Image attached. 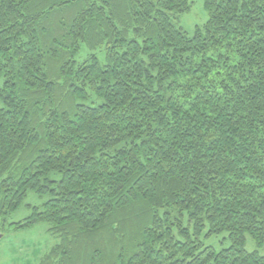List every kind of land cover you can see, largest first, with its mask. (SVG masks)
<instances>
[{
	"label": "trees",
	"instance_id": "1",
	"mask_svg": "<svg viewBox=\"0 0 264 264\" xmlns=\"http://www.w3.org/2000/svg\"><path fill=\"white\" fill-rule=\"evenodd\" d=\"M203 1L190 35L191 0H0V216L45 198L40 264H264V0Z\"/></svg>",
	"mask_w": 264,
	"mask_h": 264
},
{
	"label": "rangeland",
	"instance_id": "2",
	"mask_svg": "<svg viewBox=\"0 0 264 264\" xmlns=\"http://www.w3.org/2000/svg\"><path fill=\"white\" fill-rule=\"evenodd\" d=\"M208 17L204 1L191 0V8L181 16L180 24L192 35L196 25H202ZM98 55L104 58L101 52H98ZM84 56L85 54L81 53L80 58ZM44 200L45 198H39L36 193L30 192L16 211L5 218L0 216V264H40L43 255L58 243V237L48 231V223H40L31 228L15 227L16 222L30 215L32 206L40 205ZM208 243L216 248L228 246V233L212 237ZM246 247L249 250L257 249L264 254V246L257 247L251 236L247 237Z\"/></svg>",
	"mask_w": 264,
	"mask_h": 264
}]
</instances>
